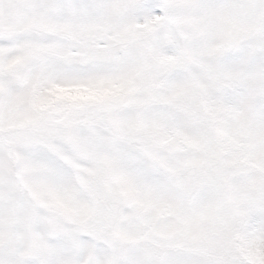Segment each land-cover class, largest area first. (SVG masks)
Wrapping results in <instances>:
<instances>
[{
    "label": "snow or ice",
    "instance_id": "1",
    "mask_svg": "<svg viewBox=\"0 0 264 264\" xmlns=\"http://www.w3.org/2000/svg\"><path fill=\"white\" fill-rule=\"evenodd\" d=\"M0 264H264V0H0Z\"/></svg>",
    "mask_w": 264,
    "mask_h": 264
}]
</instances>
